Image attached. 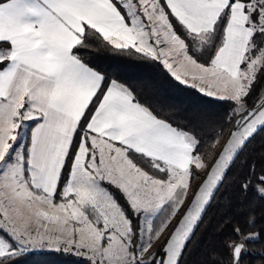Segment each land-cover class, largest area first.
I'll use <instances>...</instances> for the list:
<instances>
[{"label": "snow or ice", "instance_id": "snow-or-ice-1", "mask_svg": "<svg viewBox=\"0 0 264 264\" xmlns=\"http://www.w3.org/2000/svg\"><path fill=\"white\" fill-rule=\"evenodd\" d=\"M90 44L141 54L234 105L228 139L162 243L208 169L204 136L142 104L124 69L113 78L86 61ZM261 70L264 0H0V264L40 251L84 264H180L227 174L264 132V95L247 102ZM220 136L212 130L210 146ZM250 185L264 198L254 165L240 188ZM232 231L225 247L242 264L246 242L264 233ZM209 264L220 262L209 254Z\"/></svg>", "mask_w": 264, "mask_h": 264}, {"label": "trees", "instance_id": "trees-1", "mask_svg": "<svg viewBox=\"0 0 264 264\" xmlns=\"http://www.w3.org/2000/svg\"><path fill=\"white\" fill-rule=\"evenodd\" d=\"M82 57L90 61L98 70L112 73L113 78H116L114 69H124L120 73L121 82L134 89L137 99L142 104L155 108L163 114L164 118L174 119L181 125L190 124L194 129L201 130L204 136L205 144L201 153L208 169L204 173L199 172L197 179L191 182L194 183V189L188 203L166 235L157 242L162 243L177 225L195 191L228 139L232 130L231 125H226L225 121L234 105L229 101L208 96L195 87L176 82L158 62L146 59L135 52L121 53L104 45L90 44L82 50ZM263 93L264 70H261L247 98L249 106L255 102L257 96ZM209 122H212L211 128L208 126ZM212 130L222 132L219 142L214 146H210ZM251 165L255 166L257 173L264 171V132L257 134L247 145L227 174L223 185L187 243L180 264H209V254H212L220 264H228L231 253L225 244L237 239L232 231L237 223L246 233H264V198L251 185L247 192L240 188ZM141 167L145 171L149 170L146 164H141ZM112 191L120 202L124 203L120 193L115 189ZM249 214L255 221L254 227L246 226ZM248 245L251 252L243 257L242 263L264 264V238L258 242H248ZM20 264H84V261L80 257L62 252L40 251L21 257Z\"/></svg>", "mask_w": 264, "mask_h": 264}, {"label": "rangeland", "instance_id": "rangeland-1", "mask_svg": "<svg viewBox=\"0 0 264 264\" xmlns=\"http://www.w3.org/2000/svg\"><path fill=\"white\" fill-rule=\"evenodd\" d=\"M243 67V66H242ZM188 86H190V85H188ZM195 88H197V87H195ZM198 89V88H197ZM203 93V92H202ZM205 94V93H204ZM262 95H264V93L262 94ZM211 97H215V96H211ZM216 98V97H215ZM235 122V120H234V118H233V123ZM231 130H232V126H231ZM204 171L205 170H201L200 171V173H204ZM193 189H194V183L192 184H190V191H189V194H188V198H187V200H185V203H184V205L180 208V210H179V212L176 214V216L171 220V223L168 225V227L165 229V231H164V233H163V235L160 237V240L166 235V233H167V231L171 228V226H172V224H173V222L176 220V218L180 215V212L183 210V208L186 206V204L188 203V199H189V197H190V195L192 194V191H193ZM161 219H163V217L161 218ZM157 223H159V221H157L156 222V224ZM155 246V245H154Z\"/></svg>", "mask_w": 264, "mask_h": 264}, {"label": "flooded vegetation", "instance_id": "flooded-vegetation-1", "mask_svg": "<svg viewBox=\"0 0 264 264\" xmlns=\"http://www.w3.org/2000/svg\"><path fill=\"white\" fill-rule=\"evenodd\" d=\"M254 234H256V233H254ZM246 247H247V253H246V254L248 255V254H250V252H251V251H250V248H249V245H248V242H246ZM246 254H244V256H245ZM244 256H243V257H244ZM242 260H243V259H242ZM228 264H232V255H231V258H230ZM242 264H243V263H242Z\"/></svg>", "mask_w": 264, "mask_h": 264}, {"label": "water", "instance_id": "water-1", "mask_svg": "<svg viewBox=\"0 0 264 264\" xmlns=\"http://www.w3.org/2000/svg\"><path fill=\"white\" fill-rule=\"evenodd\" d=\"M209 170H210V169H209ZM206 175H207V174H206ZM205 177H206V176H205ZM202 182H203V181H202ZM202 182H201V183H202ZM200 185H201V184H200ZM200 185H199V186H200ZM199 186H198V187H199ZM197 189H198V188H197ZM196 191H197V190H196ZM196 191H195V192H196ZM194 194H195V193H194ZM216 194H217V193H216ZM216 194H215V195H216ZM193 196H194V195H193ZM192 199H193V197L191 198V200H192ZM191 200H190V201H191ZM189 203H190V202H189ZM188 207H189V204H188L187 208H188ZM187 208H186V209H187ZM184 212H185V211H184ZM183 214H184V213H183ZM182 216H183V215H182ZM181 218H182V217H181ZM181 218H180V219H181ZM198 225H199V224H198ZM197 227H198V226H197ZM197 227H196V229H197ZM196 229H195V230H196Z\"/></svg>", "mask_w": 264, "mask_h": 264}]
</instances>
